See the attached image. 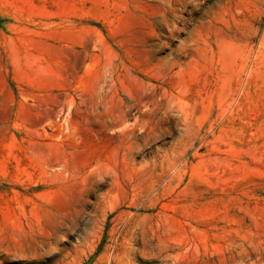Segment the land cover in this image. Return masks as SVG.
<instances>
[{"label": "rangeland", "instance_id": "374dc122", "mask_svg": "<svg viewBox=\"0 0 264 264\" xmlns=\"http://www.w3.org/2000/svg\"><path fill=\"white\" fill-rule=\"evenodd\" d=\"M0 264H264V0H0Z\"/></svg>", "mask_w": 264, "mask_h": 264}]
</instances>
